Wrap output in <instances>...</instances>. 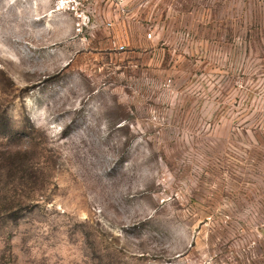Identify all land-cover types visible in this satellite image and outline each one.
Segmentation results:
<instances>
[{
    "label": "rangeland",
    "instance_id": "obj_1",
    "mask_svg": "<svg viewBox=\"0 0 264 264\" xmlns=\"http://www.w3.org/2000/svg\"><path fill=\"white\" fill-rule=\"evenodd\" d=\"M75 7L0 0V264H264V0Z\"/></svg>",
    "mask_w": 264,
    "mask_h": 264
},
{
    "label": "built area",
    "instance_id": "obj_2",
    "mask_svg": "<svg viewBox=\"0 0 264 264\" xmlns=\"http://www.w3.org/2000/svg\"><path fill=\"white\" fill-rule=\"evenodd\" d=\"M86 0H56V6L59 9L64 10H75V6L82 4ZM149 38L152 37V33H149Z\"/></svg>",
    "mask_w": 264,
    "mask_h": 264
}]
</instances>
